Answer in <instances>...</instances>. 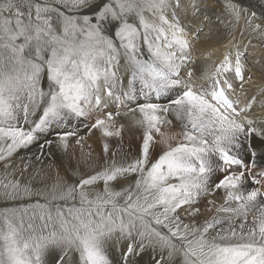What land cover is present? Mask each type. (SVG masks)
Here are the masks:
<instances>
[{
  "label": "snow or ice",
  "instance_id": "6c2138e0",
  "mask_svg": "<svg viewBox=\"0 0 264 264\" xmlns=\"http://www.w3.org/2000/svg\"><path fill=\"white\" fill-rule=\"evenodd\" d=\"M210 3L0 0V162L9 169L18 149L43 139L40 158L55 145L79 177L57 172L35 186L42 168L23 183L12 171L0 175L9 205L0 209V264H69L73 253L80 264H113L110 247L118 264H144L146 253L150 264H174L177 255L182 264H264V87L248 96L252 76L239 51L200 77L190 67ZM260 4L258 14L225 0L228 24L243 22L241 35L264 39ZM170 117L178 136L165 130ZM81 119L92 120L84 135L70 126ZM126 119L142 130L133 159L109 144L123 141ZM94 132L104 165L90 145L85 151ZM202 198L216 214L200 222Z\"/></svg>",
  "mask_w": 264,
  "mask_h": 264
},
{
  "label": "bare ground",
  "instance_id": "6f19581e",
  "mask_svg": "<svg viewBox=\"0 0 264 264\" xmlns=\"http://www.w3.org/2000/svg\"><path fill=\"white\" fill-rule=\"evenodd\" d=\"M242 2L252 4V6H255L256 9L261 10L260 0H242ZM219 3L220 5H218L216 0H211V3L209 5V14L211 15V19L205 21V25H207V27L205 28L204 34L206 35V37H200L199 40L194 42L192 48V59L194 63L190 65V67L195 70L196 76L200 77L204 72L211 71L215 66L219 65L223 61L226 54L231 52L234 56L235 53L239 51L241 53L242 60L246 61V68L248 69V71L245 73L246 76H252V80L249 81L245 86L248 89V96L251 97L252 95H255L260 88L264 87V70L261 69V63L263 64L264 62V52H260L261 56H259V52L255 48L252 49V51L247 52L246 49L249 46L250 41L247 37L246 31L243 33V35H241L243 22L240 28L233 29L232 27H230V29L228 30L224 29L225 25L227 24V20H223V17H219L220 14L218 9L223 8V1L220 0ZM216 17H219V19H217ZM214 19H217V21H214ZM184 20L186 23L187 17H185ZM233 45H236L237 47H233ZM262 45L264 46V41ZM229 75H231V73H229ZM196 83L201 84L204 83V81L197 79ZM241 99L243 102H246V99L244 97H242ZM257 100L259 101V97H257ZM170 119H173V124L170 128H167L165 130L168 131L171 135L178 136V134L181 132L179 122L172 117H170ZM91 122L92 120H88V123ZM123 122L128 125L123 134V141H118L117 138H109V144L113 147L119 144L120 148L123 149V153L127 156V158L133 159L139 154L140 151V137L142 130L136 129L132 125L130 119H126ZM90 140H97L99 142L100 148L98 151L93 149L90 150L92 151L93 155L99 160V163L101 165H104V161L102 160L104 158V154L102 152L103 138L100 136L99 132H96V134L93 135ZM89 143L91 142L86 141L85 151L89 150L87 148V145ZM162 148L163 145H157L153 152V159L161 154ZM36 152L38 153L37 156H31L32 153ZM40 152V149H33V147L30 148L29 151H22L21 153L19 152V155H17L14 159L9 160L11 163V167L8 170L14 172L15 177L19 178V169L25 163H28L30 166L28 170L23 173V175L28 174V172L29 174L34 175V172L36 170L42 168L44 170V175L42 177L44 179V183H49L50 181L55 179L56 175L54 174L57 171L61 176L67 178V172L65 173L64 168L60 164H57L58 166H54V164L49 161L47 156L41 159ZM44 152H46V150H44ZM2 167L5 169L4 165ZM126 183L127 181H123L118 185V187L123 186ZM221 195L222 194L219 192L216 193L217 204L222 202V200L220 199ZM201 203L203 204L198 206L201 208V211L203 213V216L200 218V222H203L204 218H210L216 213L215 209H213L211 212H208L206 210L207 199L202 198ZM179 214L181 220L184 223H189L192 220V218L187 216V214L184 213L183 210L182 213ZM252 216L253 214H250L249 216L250 222L252 220ZM192 222L195 223L196 221ZM109 250L119 257V253L114 247H110ZM150 259V254L146 253L143 257L144 264H150Z\"/></svg>",
  "mask_w": 264,
  "mask_h": 264
},
{
  "label": "rangeland",
  "instance_id": "374dc122",
  "mask_svg": "<svg viewBox=\"0 0 264 264\" xmlns=\"http://www.w3.org/2000/svg\"><path fill=\"white\" fill-rule=\"evenodd\" d=\"M217 1V3H218V5H220V3H219V1L220 0H216ZM223 1V8H219L218 10H219V14H220V18H222L223 17V20L225 19V20H227V24L225 25V27H224V29L226 30H228V29H230V24H228V20L230 19V17L228 16V14H227V12H226V10H225V7H224V5H225V0H222ZM234 2H236V3H239V4H241L243 7H247V8H249L250 10H254V11H256L258 14L260 13V9H256V7L255 6H252V4H248V3H245V2H242V0L241 1H238V0H234ZM255 7V8H254ZM217 18V17H216ZM214 21H217V19H214ZM258 22H260V21H258ZM241 24H242V22H241ZM207 27V25H205V28ZM246 34H247V37L249 38V41H250V44H249V46L247 47V51L249 50V49H251L250 51H252V49H256L258 52H259V56H261V54H260V52L261 53H263L264 52V46L262 45L263 44V41H264V39H261L260 37H258V36H256V35H250L248 32H246ZM206 37V35L205 34H203L202 36H201V38H205ZM249 52V51H248ZM122 63H123V60H122ZM263 66V67H262ZM261 69L262 70H264V62H263V64L261 63ZM125 81H127V79L125 80ZM47 79L45 78V80H44V88L45 89H47ZM43 107H44V105L42 104L41 106H40V108L36 111V113H35V115L34 116H31L30 117V119L31 120H33V121H35V120H38L39 119V117L42 115V112H43ZM75 121V122H74ZM87 124H89L88 123V120H83V119H81L80 121H77L76 122V120H73V121H71L70 122V126H72V127H77V128H79V132H80V134L81 135H84V134H86L87 133V131H88V129H87V127H86V125ZM31 125H25V127L26 128H28V127H30ZM96 134V132H94L91 136H89L88 137V139L86 140V141H90L91 143H89L88 145H90L91 146V149H93V150H96V151H98L99 150V148H100V145H99V142L97 141V140H90L91 139V137L93 136V135H95ZM54 138V137H53ZM43 143V139H41L40 141H38L37 143H34V144H32V145H30L28 148H21V149H18L14 154H13V156L12 157H10L9 158V160H11V159H14L17 155H19V152L21 153L22 151H29L30 150V148H32L33 147V149H39L38 148V144H42ZM35 147V148H34ZM46 150V152L48 151L47 149H45ZM140 150V149H139ZM38 155V153L36 152V153H32L31 154V156H37ZM139 155V154H138ZM137 155V156H138ZM136 156V157H137ZM47 158L49 159V161H51V163H53L54 164V166H58L59 164L64 168V171H65V173L67 172V178L69 179V181H72V182H75L76 180H78L79 179V177H75L74 178V176H72V174H71V171L69 170V159L67 158V156L64 154V153H62V152H60L58 149H56V147H55V145H53L52 146V155L51 156H47ZM103 161H104V164H105V159L103 158L102 159ZM58 164V165H57ZM71 164H72V166L74 167L75 166V160L73 159L72 161H71ZM4 165V162H0V175H3L4 174V172L7 170V171H9L8 169H4L2 166ZM5 170V171H4ZM58 172V171H57ZM56 172V173H57ZM56 173L54 174V175H56ZM30 175V176H29ZM19 178H16L15 177V174H14V176L12 177V178H16V179H21V182L23 183V182H25V181H28V180H33V175H31V174H29V172H28V174H26V175H22L21 176V174L18 176ZM41 179H43V178H41ZM41 179H36V180H33V184L35 185V186H41L40 185V180ZM135 179H136V177H129L126 181H127V183L125 184V185H123V186H120V187H128V186H130V185H132V184H134V181H135ZM54 180L55 179H53L52 181H50L49 183H47V184H50V183H52V182H54ZM43 182H44V179H43ZM119 185V184H118ZM118 185H117V188L119 189L120 187H118ZM203 203H201L200 202V204L199 205H202ZM6 206H9V205H6L5 204V202L4 201H2V200H0V209H3L4 207H6ZM180 213H182V210L180 211ZM107 254L109 255V258L113 261V264H118V261H119V257H118V255H116V254H114V253H112L110 250H109V248L107 249ZM69 264H80V261H79V256H78V254H76V253H73L72 255H71V260H69ZM174 264H182V257L180 256V255H177L176 257H174Z\"/></svg>",
  "mask_w": 264,
  "mask_h": 264
}]
</instances>
